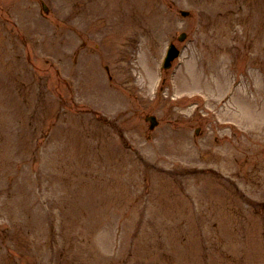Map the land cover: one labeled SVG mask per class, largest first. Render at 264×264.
Masks as SVG:
<instances>
[{"label":"rangeland","instance_id":"rangeland-1","mask_svg":"<svg viewBox=\"0 0 264 264\" xmlns=\"http://www.w3.org/2000/svg\"><path fill=\"white\" fill-rule=\"evenodd\" d=\"M257 246L264 264V0H0V264Z\"/></svg>","mask_w":264,"mask_h":264},{"label":"water","instance_id":"water-1","mask_svg":"<svg viewBox=\"0 0 264 264\" xmlns=\"http://www.w3.org/2000/svg\"><path fill=\"white\" fill-rule=\"evenodd\" d=\"M175 54H176V50H174V51L172 52V56H171V57H173ZM152 119H153V124H155V123H156L155 118H152Z\"/></svg>","mask_w":264,"mask_h":264},{"label":"bare ground","instance_id":"bare-ground-1","mask_svg":"<svg viewBox=\"0 0 264 264\" xmlns=\"http://www.w3.org/2000/svg\"><path fill=\"white\" fill-rule=\"evenodd\" d=\"M262 261H263V260H262V258H261V259H260V264H262Z\"/></svg>","mask_w":264,"mask_h":264}]
</instances>
